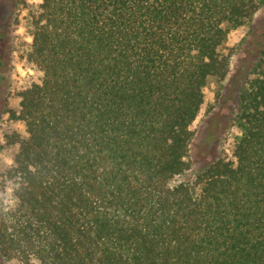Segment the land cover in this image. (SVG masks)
<instances>
[{
  "label": "trees",
  "instance_id": "obj_1",
  "mask_svg": "<svg viewBox=\"0 0 264 264\" xmlns=\"http://www.w3.org/2000/svg\"><path fill=\"white\" fill-rule=\"evenodd\" d=\"M264 0H39L42 77L9 118L14 202L0 256L22 264H264V48L233 158L192 170L191 129L226 78L230 29ZM182 178V179H180Z\"/></svg>",
  "mask_w": 264,
  "mask_h": 264
},
{
  "label": "rangeland",
  "instance_id": "obj_2",
  "mask_svg": "<svg viewBox=\"0 0 264 264\" xmlns=\"http://www.w3.org/2000/svg\"><path fill=\"white\" fill-rule=\"evenodd\" d=\"M39 0H0V214L14 202V184L5 179L13 165L17 145L14 135L26 137L24 125L9 118L7 110H18V94L42 77L27 54L31 45V19ZM264 48V3L253 19L230 29L222 53L229 57V72L223 80L212 81L205 89V101L191 126V178L222 153L233 158L240 135L238 113L240 93L253 76ZM182 179V178H180ZM0 264H22L0 256Z\"/></svg>",
  "mask_w": 264,
  "mask_h": 264
}]
</instances>
